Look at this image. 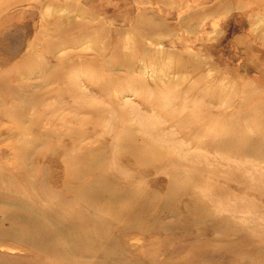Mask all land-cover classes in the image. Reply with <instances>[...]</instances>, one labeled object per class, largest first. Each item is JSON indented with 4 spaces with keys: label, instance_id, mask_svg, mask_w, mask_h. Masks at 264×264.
<instances>
[{
    "label": "rangeland",
    "instance_id": "374dc122",
    "mask_svg": "<svg viewBox=\"0 0 264 264\" xmlns=\"http://www.w3.org/2000/svg\"><path fill=\"white\" fill-rule=\"evenodd\" d=\"M0 264H264V0H0Z\"/></svg>",
    "mask_w": 264,
    "mask_h": 264
},
{
    "label": "bare ground",
    "instance_id": "6f19581e",
    "mask_svg": "<svg viewBox=\"0 0 264 264\" xmlns=\"http://www.w3.org/2000/svg\"><path fill=\"white\" fill-rule=\"evenodd\" d=\"M146 5H147V4H146ZM166 6H168V5H166ZM186 6H188V5H186ZM186 6H185V7H186ZM79 14H80V13H79ZM218 14H219V13H218ZM224 14H225V13H224ZM224 14H223V15H224ZM186 15H187V14H186ZM202 16H203V15H202ZM202 16H201V17H202ZM209 17H210V16H209ZM206 18H207V17H206ZM177 19H178V18H177ZM202 19H204V18H202ZM199 20H200V19H199ZM204 20H205V19H204ZM251 20H252V19H251ZM256 20H257V19H256ZM201 21H202V20H201ZM187 22H188V21H187ZM214 22H215V21H214ZM214 22H213V24H214ZM251 22H252V21H251ZM198 23H199V22H198ZM202 24H203V22H202ZM213 24H212V25H213ZM198 25H199V24H198ZM214 27H215V26H214ZM198 28H199V27H197V29H198ZM192 31H193V30H192ZM191 33H192V32H191ZM209 33H210V32H209ZM259 34H260V33H259ZM202 35H203V34H202ZM173 36H175V34H174ZM208 36H210V35H208ZM160 39H161V38H160ZM87 42H88V41H87ZM89 42H90V41H89ZM81 45H82V44H81ZM185 52H186V51H185ZM188 54H190V53H188ZM93 57H94V56H93ZM201 59H202V58H201ZM192 61H193V60H192ZM148 74H149V73H148ZM185 79H186V78H185ZM180 82H181V81H180ZM81 174H82V173H81ZM20 215H21V214H20ZM23 215H24V214H23ZM23 215H22V216H23ZM18 216H19V215H18ZM24 217H25V216H24ZM27 217H28V216H27ZM35 219H37V217H35ZM38 219H39V218H38ZM38 219H37V220H38ZM41 219H42V218H41ZM31 221H32V220H31ZM42 221H43V220H42ZM35 222H36V221H35ZM36 223H37V222H36ZM39 223H40V222H39ZM21 224H23V223H21ZM36 225H37V224H36ZM36 225H35V226H36ZM37 226H38V225H37ZM35 230H36V229H34V231H35ZM40 230H42L41 227H40ZM42 231H43V230H42ZM50 231H51V230H50ZM56 231H57V230H56ZM58 231H59V230H58ZM38 233H39V232H38ZM42 233H43V232H42ZM44 233H46V231H45ZM59 233H60V232H59ZM51 234H52V233H51ZM56 234H58V233H56ZM52 235H53V234H52ZM58 235H61V234H58ZM56 236H57V235H56ZM47 237H48V236H47ZM57 238H58V237H57ZM48 239H49V238H48ZM65 239H66V238H65ZM49 241H50V240H49ZM69 243H70V241H69ZM69 243H68V244H69ZM71 245H72V244H71ZM80 246H81V247H84V246H82V245H80ZM71 247L73 248L74 246L72 245ZM68 249H69V248H68ZM79 249H80V248H79ZM66 250H67V248H66ZM69 250H70V249H69ZM76 251H77V250H76ZM76 251H75V252H76ZM59 252H60V251H59ZM72 252H73V251H72ZM81 252H82V251H81ZM77 253H79V252H77ZM82 253H83V252H82ZM58 254H59V253H58ZM42 255H43V254H42Z\"/></svg>",
    "mask_w": 264,
    "mask_h": 264
}]
</instances>
